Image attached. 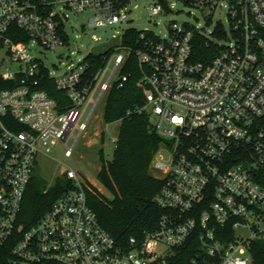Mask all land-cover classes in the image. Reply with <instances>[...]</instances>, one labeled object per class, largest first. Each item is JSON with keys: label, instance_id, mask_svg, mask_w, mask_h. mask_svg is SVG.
Segmentation results:
<instances>
[{"label": "built area", "instance_id": "built-area-1", "mask_svg": "<svg viewBox=\"0 0 264 264\" xmlns=\"http://www.w3.org/2000/svg\"><path fill=\"white\" fill-rule=\"evenodd\" d=\"M133 1L0 0V249L16 236L12 264H170L195 232L191 264H250L251 242L264 239V185L256 180L264 177V0H151L152 17L182 3L207 23L222 12L226 20L210 35L188 22L171 21L161 35L130 27L100 56L90 49L112 37L93 36L99 43L61 73L35 54L36 46L69 43L70 12L99 28L127 21ZM129 29L138 32L133 46L123 44ZM196 33L216 46L207 64L193 58ZM130 54L141 69L137 111L162 137L149 167L162 181L153 198L162 210L157 228L139 243L130 238L127 249L117 246L88 203L86 182L68 170L73 187L24 230L18 217L38 153L63 142L72 154L101 99L127 81L120 69ZM44 77L68 105L39 88Z\"/></svg>", "mask_w": 264, "mask_h": 264}, {"label": "trees", "instance_id": "trees-1", "mask_svg": "<svg viewBox=\"0 0 264 264\" xmlns=\"http://www.w3.org/2000/svg\"><path fill=\"white\" fill-rule=\"evenodd\" d=\"M137 37L138 32L129 29L123 35V44L133 46ZM216 51V46L208 38L199 33L194 35L195 61L207 64ZM97 66L96 64L94 68ZM120 74L127 75V81L121 87L113 85L108 91L102 115L106 124L120 121L111 159H106L103 150H99L100 169L97 179L108 195L90 182H86V193L88 203L102 227L113 237L117 246L127 249L130 238L139 243L146 234L153 232L162 214V210L153 201L162 181L155 178L149 170L162 137L154 129L148 113L137 111L143 106L144 98L137 85L141 69L134 54L127 57ZM39 88L56 99L59 107L69 104L65 93L57 90L53 81L47 77L40 80ZM103 142L104 135L101 136V143ZM256 180L264 185V177ZM72 187V180L67 174L66 178L47 189L41 188L32 176L24 195L18 223L24 230L30 228ZM227 238L231 239V235ZM15 240L16 236L0 249V264H12L11 248ZM199 247V234L195 232L184 245L174 250L169 263L191 264ZM248 252L251 256L250 264H264V239L252 241Z\"/></svg>", "mask_w": 264, "mask_h": 264}, {"label": "rangeland", "instance_id": "rangeland-1", "mask_svg": "<svg viewBox=\"0 0 264 264\" xmlns=\"http://www.w3.org/2000/svg\"><path fill=\"white\" fill-rule=\"evenodd\" d=\"M151 6V0H135L130 5L131 11L128 13L127 21L119 24L106 22L103 27L99 28L88 27V15H76L70 12L73 28L69 31V43L54 50H45L36 46L35 54L52 71L61 73L65 72L70 64L77 65L88 54L87 48L104 42L114 34H121L130 27L138 31L148 30L161 35L165 33L167 24L171 21L188 22L210 35L219 19L223 23L226 20V15L222 12L215 15L212 21L207 23L199 10L182 3L175 4L174 13L152 17L150 15ZM83 24L85 30L82 29ZM93 36L100 38V41L94 42ZM105 99L106 96L99 102L88 122L86 131L76 141L70 156H65L66 146L63 142H58L48 154L38 153L33 178L40 184L41 188L47 189L55 185L57 181L66 178L68 170H72L82 182H90L105 195H108L97 179V173L100 169L99 150H103L106 159H111L115 147L112 139L117 138L120 121L111 124H106L103 121ZM102 135H104L103 143H101ZM72 141L73 139H69L67 144L71 145Z\"/></svg>", "mask_w": 264, "mask_h": 264}, {"label": "water", "instance_id": "water-1", "mask_svg": "<svg viewBox=\"0 0 264 264\" xmlns=\"http://www.w3.org/2000/svg\"><path fill=\"white\" fill-rule=\"evenodd\" d=\"M120 43L119 37H112L109 41L96 45L90 49V53L94 56L104 55Z\"/></svg>", "mask_w": 264, "mask_h": 264}]
</instances>
